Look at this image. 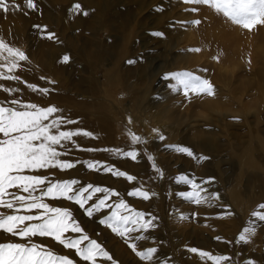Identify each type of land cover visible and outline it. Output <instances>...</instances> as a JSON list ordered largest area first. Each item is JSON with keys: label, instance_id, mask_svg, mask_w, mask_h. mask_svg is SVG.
<instances>
[{"label": "rangeland", "instance_id": "374dc122", "mask_svg": "<svg viewBox=\"0 0 264 264\" xmlns=\"http://www.w3.org/2000/svg\"><path fill=\"white\" fill-rule=\"evenodd\" d=\"M131 1L137 2V7L139 3L143 2L138 7V11L132 15L131 26H127L124 29L123 27L118 28V26H115L113 27L115 29L113 32L96 26L94 29H91L89 26L82 27L83 29L71 26L67 31L66 27L63 25L57 26L51 23H45L42 20L43 14L40 11V15H38L39 18L38 16L36 18L38 21L34 25L47 26L46 32L42 31L41 28L32 26L27 28L24 34L17 37V41H19L18 46L22 43L21 45L24 46L23 52L28 57V60L25 62H31V56L43 57L45 53L50 54L54 46L53 43L61 42H56L59 35L63 34L62 37L65 38L67 34V39L63 42L65 48L64 55H66L68 49L69 59H73L72 64L80 62L77 56L82 55L85 57L86 54H88L90 57V55H92V58L90 57L91 59H89L87 64V68L90 69L92 73L85 74L79 69L76 70L74 68L63 73V84L65 85L66 82L69 90V93H66L71 95L73 100L77 102V105H72L71 109L79 110L80 105L83 104L89 106L90 112H88L89 110L86 111L85 121L88 124H92H89L90 126L94 125L93 127L96 128L98 123V121L94 120V118L96 119V115L102 113L106 115V118L107 116L108 118H112V114L108 113L103 105V103L111 100V102L115 103V106H118L117 113L119 117L117 119L110 118L108 120H111V122L116 125L118 132L113 133L110 131L111 125L108 123L103 124L100 122L99 125H104L100 126L106 128V132L110 135V138H112L111 141H113V139L115 140L113 142L114 145L119 144L138 151V147L141 148L144 144H147V152L153 157V160L150 161L152 166L154 162L156 167L163 171L160 162H158V159L162 158L169 164L171 169L177 172H175L176 176L181 174L186 175L195 179L196 183L201 186L203 185L201 180L205 175V171H213L212 175L209 174L211 177L207 176V181L209 178L213 179H211V183L206 185V189L208 193L218 194V200H213L210 204L204 203L196 205L182 199L178 195L177 199L183 201V204L180 206L179 204L173 205L174 214H179L181 212H186L188 214L184 215V217H188L185 218V222L190 225L188 227L185 226L187 230L196 228L198 231L202 230L204 233L207 232L206 229L209 228L208 224L211 219H206L205 221L198 219V216H202L203 214L201 210L202 206L206 209L213 210L215 208L213 204L216 201L221 203L218 207L221 208L217 213L219 216L218 219L232 216L234 212L238 214V216H236L237 219L244 217V215L246 220L248 218L253 219L251 213L257 210L259 204L264 203V25H258L249 31L233 24L222 14L217 13L207 5L186 4L183 0ZM194 7L198 8L199 11H190V9ZM40 16L42 17L41 19ZM66 18L69 19V22L72 21L71 17L66 16ZM90 18L91 17H89V19ZM194 20H199L200 23L198 25L191 23V21ZM94 32L95 34L93 36ZM156 32L162 33L163 35L156 36L154 35ZM47 33H54L55 38H46ZM114 33L115 35H113ZM45 39H48L50 43L48 45L50 47L44 44V41H46ZM91 39L97 41L101 40V42L97 46L92 45L89 43ZM110 41L111 43H108ZM220 44L227 46L221 47ZM98 46L100 50L104 52L110 49V53L104 56L100 64L101 69L98 68L96 71V65L100 63L96 60V56H99ZM27 48H30V52H27ZM193 49H199L200 51H192ZM86 50L88 52H86ZM81 51H84V53ZM54 52H56V50H54ZM57 54V59H63V54ZM94 56L96 58H93ZM215 57H218V60L215 59ZM83 59L87 60L88 57ZM128 61H134V63H128ZM137 68L139 69V73L137 75L131 74ZM148 69L155 70L157 79H155V83L151 84V87L148 86L152 89V92L149 98L147 97L144 100L143 104L147 110L149 109V111L159 114L158 117L148 119L152 125L159 128L158 132L155 133L156 136L151 140H147L145 129L141 128V131L140 129L136 130V127L141 126L142 122L141 119L137 117V110L135 108H133L134 114L131 115L135 117L137 124L132 125L129 122L128 116H130V114L128 115L126 111L131 107L130 101H132L135 95H132L133 97L129 96L126 99L120 96L118 100L117 98L112 100L110 96V81L120 77L127 84L133 83L134 81L137 83L139 82L136 87L140 88L141 86L140 96H144L145 89H148L147 75L150 71ZM183 71L192 72L204 79L210 77L211 80H207L213 85L214 94H193L190 92L186 97L182 90L173 91L171 84L175 83V81L165 79L164 77L168 73ZM140 74L144 76H140ZM89 75L92 77L91 82L93 81V86L91 87L94 91H91V88L87 87L88 91H85V94H83L82 91H80L81 88L78 89L76 87L80 84V78L83 77L84 80L87 81ZM53 77L54 76L46 77L43 81L52 87L58 86V79L55 77L54 79ZM53 81L54 83H51ZM128 86L130 87V84ZM54 91H57V88ZM58 91H61L60 87ZM170 93H172V95ZM89 96L94 97L91 99L88 98ZM128 103L130 105H128ZM38 105H40V103H38ZM207 106H218L220 108L219 111L224 117L221 120L218 116V118L214 117L210 110L205 108ZM67 108L68 107H60L61 110ZM92 113H94V115ZM113 119L115 120L114 122ZM225 124L228 127H225ZM217 129L227 132L228 134H234L236 139L234 140L233 149L230 152L217 154L214 158L209 159L206 153L208 150H204V148L199 145L196 136L197 133L203 131L206 136L210 138H216L217 135L219 139H225L224 135H226L227 138L228 134H219L217 133ZM129 131L144 138L145 142L133 145L128 134ZM97 133L99 140H106L102 137L100 130H98ZM159 135H163L164 139L160 140ZM206 142H210V140H206ZM149 144H151L150 147ZM106 147L108 146L105 142L104 151H106ZM148 147L151 150L148 149ZM176 147L189 148L194 156H188L186 153L178 152L175 150ZM221 147L225 150L224 146ZM237 147L238 149H236ZM107 154L110 161H98L105 162L108 165L114 166L134 176L133 168H137V164L132 162V159L117 156L114 158V161L110 153ZM141 156L144 157L143 155ZM145 157L148 158V155H145ZM200 157H205L206 159H200ZM246 158L249 162H246ZM93 172L97 175L94 178L93 185L102 186V182H100L97 177L98 175H103L107 180L111 181L110 185L114 184L118 187L120 195L131 208L150 213L153 216H156L157 211L164 214H162L163 222L161 220L154 222L156 225L160 223L164 233L162 231L158 232L156 229H151L147 233H139V235H144L148 237V239L137 241L138 247L143 248L151 246L159 250L158 247L161 240L158 238L156 240L153 239L160 234H164L167 241L166 243L170 246V257H174L173 259L176 264H181L180 261L184 260L181 257V253L187 251V249L181 250L183 239L180 240V244L177 242L175 236L171 234L169 224L171 210L169 217L165 212L161 211L162 207L161 209L160 207H156V202L152 198L143 201L137 197L128 196V191L143 185L139 181L138 183L134 181L137 183L136 185L134 182L130 183L124 178L114 177L110 173H105L103 171ZM167 176L170 182H172L174 177L173 171L168 173ZM135 177L138 178L137 176ZM162 179L164 180V174ZM165 179L166 181L164 184L168 182V179ZM165 185L167 186V183ZM235 189L238 190L239 204L245 206V209L248 210L249 213H246L244 209L239 210L238 207H235L236 205L232 197ZM182 190L189 191L190 188L188 185H185ZM182 190L179 191V188L175 187V190L173 188V194L183 192ZM69 204L72 205L74 216H80L81 221H84L82 222L83 224L86 222L85 229H88L90 236L101 241L104 239V234L111 235L113 238L112 244H116L117 248L120 249V253L125 252L126 264H145V262H142L128 247L124 239L113 233L105 225L99 223L100 218H102L99 213L89 218L85 212L74 203L69 202ZM259 210L264 211V209ZM229 212L231 215L226 214ZM110 213L111 212L108 210L107 214ZM177 220L178 219H175V222L172 221V225H174L176 233L180 234L183 226L180 225ZM78 221L80 220L78 219ZM82 223L81 225L83 226ZM259 225H261V227L256 228L255 233L263 235L264 222L259 223ZM132 235L136 236L138 234L133 233ZM5 237L6 234L0 233V242H2L1 240L5 239ZM150 238L153 239L149 240ZM33 240L37 243L41 241L50 248V238L34 237ZM195 240L196 239L190 243L192 248L197 245ZM186 243L189 244L188 241H186ZM123 254L124 253H122V255ZM187 256L191 258L192 263L194 262L193 264H204L198 254L190 252L187 253ZM198 257L199 260L196 259ZM163 262L166 264L164 259L161 263L163 264Z\"/></svg>", "mask_w": 264, "mask_h": 264}, {"label": "snow or ice", "instance_id": "6c2138e0", "mask_svg": "<svg viewBox=\"0 0 264 264\" xmlns=\"http://www.w3.org/2000/svg\"><path fill=\"white\" fill-rule=\"evenodd\" d=\"M183 2L207 5L233 24L249 31L258 25H264V0H183ZM36 7V0H23V7L15 0H0V11L5 13L13 10L23 11L24 8L36 10ZM81 10L82 6L78 3L71 9L74 13H80ZM190 11L197 12L199 9L194 7ZM83 14L88 13L84 11ZM191 23L198 25L200 21L194 20ZM34 27L46 32L47 26L35 25ZM154 35L162 36L163 34L156 32ZM46 38L54 39L55 34L47 33ZM215 59L218 60V57ZM27 60L28 57L22 50L0 39V81H19L34 93L48 95L49 89L23 81L22 77L16 74L22 67L21 62ZM68 60L69 56L64 55L63 61L68 62ZM128 63H134V61H128ZM164 78L175 81L171 84L172 90H182L186 97L190 92L214 94L210 81L192 72L168 73ZM41 79L44 78L41 77ZM0 91L7 94L6 98L0 101V209L3 210L0 211V233L23 241L0 242V264H76L69 255L58 254L47 245L34 242V237L50 238L64 249L74 250L75 256L86 264H100L101 261L119 264L98 240L91 238L85 232L70 208L54 206L48 202L50 200L74 203L89 218L105 210H111L110 215H105L99 223L124 239L142 262L159 264L156 247L139 248L137 244V241L148 239L139 233H147L155 228L154 222L157 217L131 208L124 199L112 202L113 197L120 196L116 189L91 183L84 184L76 178L59 179L56 178L55 172L50 170L66 172L78 165H83L88 170L110 173L130 183L137 178L102 161L64 159L63 157H68L74 149L85 150L76 143L74 137L93 134L82 129L68 128L67 126L75 121L59 114L62 110L55 105L41 106L20 98L18 94L22 89L19 87L0 84ZM153 131L158 132L156 129ZM128 134L133 145L145 142L144 138L131 131ZM159 139L163 140L164 136L159 135ZM86 150L98 151V149ZM175 150L194 156L193 152L186 147H176ZM111 151L117 156L130 158L133 161L139 155L136 149ZM148 159L152 161L153 157L149 155ZM200 159L206 158L200 157ZM153 168L162 178L163 172L154 162ZM40 172H47L48 175L37 174ZM211 179L213 178H209L204 183H209ZM176 182L188 185L190 188L189 191L179 192L177 195L196 205L210 204L213 200L219 199L218 194L208 193L206 188L186 175L181 174L176 177ZM127 195L147 201L156 194L140 185L128 191ZM259 209H264V203L259 204L257 210L251 213L253 219L242 228L236 238L237 243H248L250 236L255 233L256 221L264 222V211ZM226 214L231 215L230 212ZM180 218L186 217L181 215ZM133 233L138 235L133 236ZM215 239L223 240L222 237ZM224 242L231 243V241ZM188 251L198 254L201 260L211 261L212 264H228L232 260L231 256L215 255L195 247L189 248ZM244 264H255V262L247 260Z\"/></svg>", "mask_w": 264, "mask_h": 264}, {"label": "bare ground", "instance_id": "6f19581e", "mask_svg": "<svg viewBox=\"0 0 264 264\" xmlns=\"http://www.w3.org/2000/svg\"><path fill=\"white\" fill-rule=\"evenodd\" d=\"M15 2L18 4H21V6L23 7V0H15ZM77 3L82 6V10L80 13H74L71 11L73 5L77 4ZM142 3L143 2L139 3L138 7ZM36 5H37L36 10H29V9L24 8L23 11L13 10V11H9L8 13L0 11V39L2 38V40L4 42H6L7 44H9L10 46L24 51V46L21 45L22 43H20V46H18L19 41H17V39H18L17 37L20 36L21 34H24L25 30L27 28L35 26L34 24H36L38 21V20H36V18L38 15H40L39 14L40 11L43 14V18L40 16V19L42 18V20L45 23H47V24L51 23L52 25L54 24L57 26L63 25L64 27H66L67 31L69 30V28L71 26H75L79 29H81L82 27H86V26H89L91 29H94L96 26V27H100L101 29L105 28L109 32H113L115 30L113 27H115V26H118V28L123 27V29L126 28L127 26H131V24H132V18L131 17L136 11H138V7L136 6L137 2H134L131 0H36ZM84 11H86L88 14L84 15L83 14ZM66 16L71 17L72 21L69 22V19H67ZM89 17H91V18L89 19ZM38 18H39V16H38ZM133 19H134V17H133ZM95 32L93 33V36H94ZM62 35L63 34H60L59 37L57 36L58 39L56 42H59V41H61V42L60 43H53L54 46H53L52 52H50V54H48V53H45L44 55L42 54L43 57L31 56L32 61L29 63H26L25 61L21 62L22 67L16 73L17 75L22 77L23 81H27L28 83L38 85L41 88L49 89L48 95H41L39 92L34 93L30 89H28L23 83H21L19 81H0V84H4L5 86H8V87H19V88H21L22 91L18 94L20 96V98L32 101V102L37 103V104L40 103L41 106L55 105L59 109H60V107H68L67 109L62 110V112L59 113V114L64 115L65 117L75 121V123L70 124L67 127L71 128V129L86 130L87 132H90L93 134L92 136L79 135V136L74 137L76 143L79 144L85 150L74 149L71 151V153L68 157H63L64 159L81 160V161H86V160H105V161L109 160L110 161V158L107 154V153H110L111 158L115 161L114 158L117 157V155L113 154V152L111 150L123 149L125 151H128V150H132V149L128 148L127 146L125 147V146H122L119 144L114 145L113 142L115 140L113 139V141H111L112 138H110V135H108V133L106 132V128L101 127L104 123H108L111 125L110 131H112L113 133H117L118 131H117L116 125H114V123H112L111 120H108L111 117L109 116L110 118H108V116H107V118H106V115H104L102 113L100 115H96V119L94 118V120L98 121V123L96 125V128H94L93 127L94 125L90 126L92 124L89 123L90 124L89 125L85 121V114L87 113L86 111L89 110V108H90L89 106L83 104V105H80L79 110L71 109V106L77 105V102L75 100H73V97L71 95L68 94L69 90H68L67 83L65 82V85L63 84V81H62V80H64L63 73H66L68 70H71V68H74L76 70L79 69L80 71H82V73H85V74L92 73V71L87 68V64L89 62V59L92 58L91 57L92 55H90L91 58L89 57L88 54H86L85 57H83L82 55L77 56L78 59L80 60V62L75 63V64H72L73 63L72 58H70L68 60V62H64L63 59H57V55H58L57 53H60L59 55L63 54V56L65 53V48L63 46V42L65 41V39H67V34L65 35V38H63ZM113 35H115V33ZM100 42H101V40L97 41V40L91 39L89 43L97 46V45H99ZM108 43H111V41ZM44 44L49 46L48 44H50V43H49L48 39L46 41H44ZM73 46H76V45H73ZM220 46L226 47L227 45L223 46L222 44H220ZM85 49H87V48H85ZM85 49H84V51H85ZM54 50H56V52H54ZM98 50H99V52H98L99 56H96L97 58L95 56L93 57V58H96V60L100 62V63L98 62L99 64L96 65V71L98 70V68H100V64H101L104 56L108 55L110 53V49L105 50V52H104L103 50L102 51L100 50L99 46H98ZM28 51L30 52V48H27V52ZM84 51H81V52L84 53ZM86 52H88V51L86 50ZM66 55H68V49L66 51ZM69 55H71V54H69ZM173 55H174V53H173ZM86 57H88V59L84 60L83 58H86ZM94 61H95V59H94ZM138 68L136 69L138 71L135 70L136 72L134 71L131 74L137 75L139 73ZM148 70H150V69H148ZM51 76H54L56 79H58V82H59L58 86L52 87L49 84L45 83V81H43V79H41V77L46 78V77H51ZM140 76H144V75L140 74ZM147 76H148L147 87L148 86L151 87V84L155 83V79H157L156 78L157 73L155 72L154 69H151ZM39 79H41V80H39ZM91 79H92L91 75H89V78L87 79V81H85L83 77L80 78V84L76 88H78V89L81 88L80 91H82L83 94H85L84 93L85 91H88L87 87H90L91 91H94L91 87V86H93V81L91 82ZM207 79L211 80L210 77H208ZM107 81H108V79H107ZM110 82H111L110 96L112 97V100L113 99L115 100V98H117V100H118V98H120V96L123 97L124 99H126L129 96L135 95L134 98L132 99V101H130L131 107L128 108V110L125 108L127 110L126 111L127 114L128 115L130 114V116H128L129 121H131L130 123L132 125L137 124L135 117H132V115H131V114H134L133 108H135L137 110V112H136L137 117L139 119H141V122H142L141 126L136 127L137 128L136 130L140 129V131H141V128L145 129L146 135H147V140L153 139V137L156 136L155 133H157V132H154L153 130L154 129L158 130L159 128H157L155 125H152V123H150L148 119L153 118V117L154 118L158 117L159 114L157 112L153 113V112L149 111V109L147 110V108H145V106L143 104L144 100L147 97L149 98V96L151 95L152 89L149 87H148V89L144 88L146 90L144 92L145 94H144V96H140L141 86H140V88L136 87V85L139 84V82L137 83L136 81H134L133 83H129L130 87L128 86L129 84L124 82L121 77L117 78V79L115 78L113 81L111 80ZM106 85H108V84H106ZM59 87H60L61 91H58ZM56 88H57V91H54ZM66 92H68V93H66ZM170 94L172 95V93H170ZM6 96H7L6 93H3L2 91H0V101L4 100L6 98ZM93 97L94 96H91V97L89 96L88 98L92 99ZM109 103H111V104H109ZM100 104H102V103H100ZM103 105L105 107L104 109H106L108 113L112 114V118L117 119L119 117V115L117 113L118 106H115V103L111 102V100H108L106 103H103ZM128 105H130V104L128 103ZM128 105H127V107H128ZM94 107H96V106H94ZM205 108L209 109L211 114L214 115V117H217V116L220 117V120L224 117V115L219 111L220 108L218 106H216V107L215 106H212V107L207 106ZM88 112H90V110ZM92 114L94 115V113H92ZM114 119H113V122L115 121ZM94 120H92V121H94ZM132 121L134 124L132 123ZM100 122L103 123L102 125L100 124L101 126L99 125ZM225 127H228V126L225 124ZM98 130L101 131L102 137L106 140H99V138L97 136ZM214 130H216V129H214ZM217 130H218L217 133H219V134H228L227 132L220 131L219 129H217ZM215 136H216V134H215ZM148 137H150V138H148ZM218 137L219 136L217 135L216 138H214V137L210 138L209 136H206V134L203 131L197 133V136H196L197 142L199 143V145L202 148H204V150H208L206 153L208 154L209 159L214 158L215 155H217V154L219 155L221 153L230 152L233 149L234 140L236 139L234 134H228L227 138H226V135H224L225 139H222V138L219 139ZM206 140H210V142H206ZM105 142L108 146V147H106L107 151L109 150L108 152L104 151ZM153 143H151V144H153ZM151 144H149V147ZM147 146H148L147 144H144V146H142L141 148L138 147L139 155L137 156V159L135 161L131 160L132 162L137 164V168H135V169L133 168L134 176L138 177L135 180V182L138 183V181H139L140 183H142L144 185V188L146 190L149 189L150 192H153L156 194L152 197V199L155 200L157 208L160 207V209H161V207H162L161 211L165 212L166 215H168V216H169L170 210H171V214H170L171 217L169 216L171 219L170 218H169L170 220L168 219L170 221L169 224H170V228H171V234L175 236L178 243H180V240L183 239L182 248L179 247L181 250L187 249V251H184L183 253H181V257L184 260L180 261V263L181 264H193L194 263V262L192 263L191 258H189V256H187V253H190V251H188V249L192 248L190 243H192L193 240L196 239L195 242L197 245H195V248L197 246V249L208 251V252H211L215 255L231 256L232 260L230 262H228V264H244V261H247V260H252L255 262V264H264V232L262 233L263 235H260L258 233H254L253 235H251L248 243H243V242L237 243L236 238H237L238 234L241 232L243 227L247 226L248 221L251 219L248 218L246 220L245 215H244V217L237 219L236 216H238V214L237 213L235 214V212H234V215H232V216H229L226 218L223 217V219H218L219 216L217 213L221 210V208H218L221 205L220 202H217V201L214 202L213 205H215V208L213 210L206 209L204 206L201 205L202 206L201 210L203 211V214H202V216H198V219H202L205 221H206V219H211V220H209L210 223L208 224L209 228H207L206 229L207 232H205L207 234L202 232V230L198 231L196 228H194L192 230L186 229L185 226L188 227L190 225H189V223L185 222L186 219H181L180 217H181V215L184 216V215H188V214L186 212L174 214V209H173L174 204H179V206L183 204V201H181L180 199H177L178 195L176 193L173 194V188L175 190V187L176 188L178 187L179 191H181L184 188L185 184L176 182V177H178L175 175L176 171L171 169L169 167V164L166 163L165 160L160 158V159H158V162H160V165L163 168V171H162L164 174V180H163L161 178V176L153 168L152 164H150V160L145 157V155L149 156V154H150L149 152H147L148 151L146 149ZM221 146H224L225 150L222 149ZM149 147H148V149H150ZM86 149H98V151H87ZM236 149H238V147ZM141 155H143L144 157H142ZM246 162H249V160H247V158H246ZM219 163H221V162H219ZM219 163H218V165H219ZM50 171L55 172L56 178H59V179L76 178V179L82 181L84 184H88V183L93 184L94 178H95V176H97L93 171L88 170L83 165H78L76 168L71 169V170L66 171V172H60L58 170H50ZM171 171H173V174H174L172 182H170V180L168 179V176H167V174L171 173ZM179 172L183 173L181 171H179ZM37 174L48 175L47 172H40ZM209 174L212 175L213 171H210V170L205 171V175L202 177L201 181L203 182L202 183L203 188H207L206 185L208 183L204 184V181H207V176L211 177V176H209ZM158 175H159V177H158ZM98 178H99L100 182H102V186H106L109 188L116 189L119 192L118 187L115 186L114 184L110 185L111 181L107 180L103 175H100V176L98 175L97 179ZM165 178L168 179V182H166L167 186L165 185L166 183L164 184V182L166 181ZM137 183H135V184L137 185ZM209 183H211V181ZM232 197L234 199L236 208L238 207L239 210L244 209L246 213H249V211L245 209V206H242L241 204H239V200H238L239 194H238L237 189H235ZM119 199H123L121 195L119 197H113V202L118 201ZM139 199H141V198H139ZM141 200H143V199H141ZM48 202L53 204L54 206H64V207L67 206L73 212L72 205H70L69 202H67V201H64V200L51 201L50 200ZM171 206H172V208H171ZM181 209H183V208H181ZM0 211H3V210L0 209ZM109 211L111 212V210H109ZM154 211H155V209H154ZM103 212L99 213L102 216V218L105 215H110V214H107L108 210H105ZM157 212H156V216H155V217H157L156 221L161 220L163 222L162 216L164 214L162 213L163 214L162 215L161 213H159V212L157 213ZM74 217L77 221H78V219L80 220L79 221L80 224L82 222H84V221H81L80 216L79 217L74 216ZM239 217H240V215H239ZM186 218H188V217H186ZM175 219H178L177 222L179 221V224L183 226L182 230H181L182 232H180V234L176 233V230L174 229V225H172V221L175 222ZM259 223H261V222H259L257 220L256 221V228L261 227V225H259ZM85 225H86V222H85V224H83L84 227L82 225L81 226L84 228L85 232L87 234H89L88 229H85ZM153 229L154 230L156 229L158 232H161V231L163 232V229H162V226L160 225V223H159V225L157 224L156 227ZM69 235H74V234H69ZM89 236H90V234H89ZM103 236H104V239H102L101 241H98V242L102 243V245L107 250H109V252L112 254L114 259L119 262V264H126L125 252H122V253H124L122 255V253H120V249L117 248L116 244H114V243L112 244L113 238L111 237V235H109V234L105 235L104 234ZM90 237L93 238L92 236H90ZM216 237H222L223 240H217V239H215ZM153 238H150L149 240H152ZM157 238L161 240V241L159 240L160 244H159V247H158L159 250L157 253V259L159 261V264L161 263V261L163 259H164L166 264H176L174 262V259H173L174 257H170L171 256L170 251H169L170 246L168 243H166L167 241H166L165 235L160 234L156 238H154L153 240H156ZM1 241L2 242H7V241L20 242V240L18 238L12 237V236L9 237V235H6L5 239H2ZM186 241H188L189 244H187ZM224 241H231V243H226ZM39 242L42 243L41 241H39ZM50 242H51L50 248L54 252H56L58 254L69 255L71 258H73L76 261V264H86V262L80 261L79 258L75 256L74 250L64 249L61 245H59L58 243H56L55 241H53L51 239H50ZM176 252H177V250H176ZM176 259H178V258H176ZM196 259L199 260V257ZM202 261L204 264H212V262L208 261V260H202ZM100 264H108V262L101 261ZM163 264H164V262H163Z\"/></svg>", "mask_w": 264, "mask_h": 264}]
</instances>
